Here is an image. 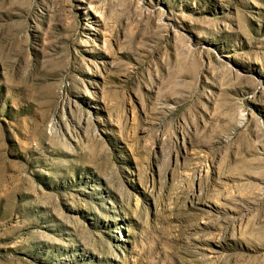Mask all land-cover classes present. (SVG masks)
Returning a JSON list of instances; mask_svg holds the SVG:
<instances>
[{"label":"rangeland","instance_id":"1","mask_svg":"<svg viewBox=\"0 0 264 264\" xmlns=\"http://www.w3.org/2000/svg\"><path fill=\"white\" fill-rule=\"evenodd\" d=\"M0 264H264V0H0Z\"/></svg>","mask_w":264,"mask_h":264}]
</instances>
